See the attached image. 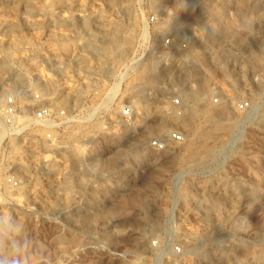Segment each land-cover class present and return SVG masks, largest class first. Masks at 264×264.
I'll return each mask as SVG.
<instances>
[{"label":"rangeland","instance_id":"1","mask_svg":"<svg viewBox=\"0 0 264 264\" xmlns=\"http://www.w3.org/2000/svg\"><path fill=\"white\" fill-rule=\"evenodd\" d=\"M41 60L65 67L57 100L91 113L115 84L106 117L134 118L70 138L79 164L67 144L1 155L2 264H144L168 227L191 264H264V0H0V91Z\"/></svg>","mask_w":264,"mask_h":264},{"label":"built area","instance_id":"2","mask_svg":"<svg viewBox=\"0 0 264 264\" xmlns=\"http://www.w3.org/2000/svg\"><path fill=\"white\" fill-rule=\"evenodd\" d=\"M172 44L169 39L165 41L166 47H171ZM37 69L39 73L34 74L32 81L20 92L0 91V157L4 152L13 150V144H16V149L20 147L31 154L45 146L59 152L60 145H72L69 139L75 136L73 130L80 126L102 122V127L110 130L120 122L128 125L133 121L134 111L130 103L121 108L119 115L106 117L107 112L116 105L115 84L101 95L93 91L91 96L99 95L100 98L96 109L91 113L89 110L81 112L67 105L71 102L68 96L57 100L55 94H59L61 89L58 91L52 89L56 93L49 89L52 84L56 88L57 84L61 86L63 77L59 76L60 79L54 77L63 72L65 67L58 61L41 60ZM53 72H57V75L53 76ZM57 103L58 105L61 103L62 106H57ZM215 103H218L217 99ZM173 104L181 106L179 99L173 100ZM239 109L248 111L250 104L242 102ZM97 113L100 115L97 116ZM169 140L174 144H182L185 141L183 134L179 132H173ZM154 145L160 150L165 149V144ZM5 180L11 189L20 188L21 182L14 174L8 173ZM164 231L166 234L163 232V235L151 240L149 256L144 264H191L192 254L185 248L184 242L175 238L173 228L168 227Z\"/></svg>","mask_w":264,"mask_h":264},{"label":"bare ground","instance_id":"3","mask_svg":"<svg viewBox=\"0 0 264 264\" xmlns=\"http://www.w3.org/2000/svg\"><path fill=\"white\" fill-rule=\"evenodd\" d=\"M123 39V38H122ZM123 40H121L120 38H111L107 43V48H109V49H111V51L113 52V49L114 48H119L120 47V45H121V42H122ZM123 42H125V40L123 41ZM108 49V50H109ZM119 59H120V56L119 57H117V59L115 58L114 60H115V62H117V60L119 61ZM115 62H112V65L115 63ZM111 65V64H110ZM115 65V64H114ZM102 68V67H101ZM143 74V73H142ZM145 74H146V72H145ZM144 74V75H145ZM142 77V76H141ZM141 80V79H140ZM143 80V79H142ZM202 123H203V125H211V127H216V128H219L218 130H220L221 129V127H222V129H224L225 127H223V126H220L219 125V123L220 122H218L217 121V119L215 118V117H213L212 115H211V113H209V115L207 116V117H204L203 118V121H202ZM165 123L163 122V120L161 119V122L159 123V126H160V128L164 125ZM223 124V123H222ZM102 126H103V123L101 122H96V123H91V124H87V125H83V126H80L78 129H75V130H73V135H76V134H78V132H83L84 134H87V135H89L90 133H92L93 131L95 132V130H100L101 128H102ZM229 126V125H228ZM207 128L209 127L210 128V126H206ZM96 133V132H95ZM202 134V133H201ZM214 134V133H213ZM204 136V135H203ZM207 136V135H206ZM218 136V135H217ZM81 138V137H80ZM210 138V137H209ZM208 139V138H207ZM209 140V139H208ZM15 146H16V144H13V149H16L15 148ZM197 147V146H196ZM70 152H71V157H72V159H73V161H74V164H77L78 162H79V156L81 155V153H85V152H87L88 150H89V147L88 146H85V145H81V146H78V145H75V144H72V145H70ZM68 149V148H67ZM116 153H114L113 154V156H111V157H109V158H107V161L109 160H111V162H110V164H115L116 162H117V158H116V155H115ZM79 164V163H78ZM74 167H76V166H74ZM81 180V179H80ZM80 182H82V183H84L85 181L84 180H82V181H80ZM6 198V197H5ZM1 200V199H0ZM96 214V213H95ZM82 215L85 217V216H87V214L86 213H82ZM212 264H214V263H212Z\"/></svg>","mask_w":264,"mask_h":264},{"label":"clouds","instance_id":"4","mask_svg":"<svg viewBox=\"0 0 264 264\" xmlns=\"http://www.w3.org/2000/svg\"><path fill=\"white\" fill-rule=\"evenodd\" d=\"M0 264H2V262H0Z\"/></svg>","mask_w":264,"mask_h":264}]
</instances>
